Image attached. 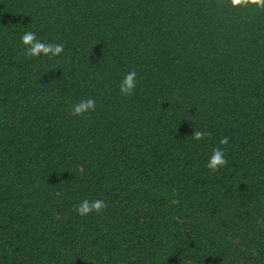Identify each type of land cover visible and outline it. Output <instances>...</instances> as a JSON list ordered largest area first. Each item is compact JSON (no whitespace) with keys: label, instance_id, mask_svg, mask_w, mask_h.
I'll list each match as a JSON object with an SVG mask.
<instances>
[{"label":"trees","instance_id":"16d2710c","mask_svg":"<svg viewBox=\"0 0 264 264\" xmlns=\"http://www.w3.org/2000/svg\"><path fill=\"white\" fill-rule=\"evenodd\" d=\"M27 31L64 53L27 59ZM0 264H264V10L0 0Z\"/></svg>","mask_w":264,"mask_h":264},{"label":"clouds","instance_id":"9594fccd","mask_svg":"<svg viewBox=\"0 0 264 264\" xmlns=\"http://www.w3.org/2000/svg\"><path fill=\"white\" fill-rule=\"evenodd\" d=\"M228 5L231 10L240 11L252 7L264 10V0H228ZM20 42L23 45V54L27 59L47 57L54 59L64 53V44L56 42H44L38 39L34 31H27L20 37ZM137 86V73L133 71L127 72L119 83V92L122 96L128 97L134 94ZM96 110V101L94 98H85L79 100L71 107V115L74 117L84 116ZM210 133L205 131H193L192 137L196 141H202L206 137H210ZM229 137H222L219 141L220 145H227ZM228 163L226 158V149L216 147L212 150L209 156L206 167L215 172ZM170 204L176 205L179 199L173 195ZM107 207L106 202L102 199L88 200L84 199L75 206L77 214L87 216L93 212L101 213ZM259 222V221H258ZM255 255V253H253Z\"/></svg>","mask_w":264,"mask_h":264}]
</instances>
